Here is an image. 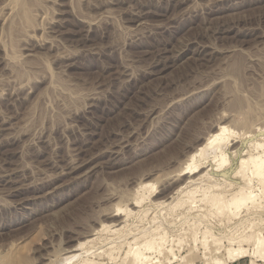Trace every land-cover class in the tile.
Instances as JSON below:
<instances>
[{
    "label": "rangeland",
    "instance_id": "1",
    "mask_svg": "<svg viewBox=\"0 0 264 264\" xmlns=\"http://www.w3.org/2000/svg\"><path fill=\"white\" fill-rule=\"evenodd\" d=\"M217 119L238 137L262 130L264 139V0H0V264H139L129 248H98L99 239L64 260L120 206L135 213L129 226L148 209L142 223L165 228L173 250L143 251L171 255L163 264H249L254 248L245 244L242 256L225 239L246 209L186 220L176 215L185 197L152 204L176 183L196 144L190 135L204 136ZM142 171L155 187L135 206ZM259 203L256 229L239 233L264 236Z\"/></svg>",
    "mask_w": 264,
    "mask_h": 264
},
{
    "label": "bare ground",
    "instance_id": "2",
    "mask_svg": "<svg viewBox=\"0 0 264 264\" xmlns=\"http://www.w3.org/2000/svg\"><path fill=\"white\" fill-rule=\"evenodd\" d=\"M179 2H180V0H179ZM224 115L225 114H223V117H224ZM227 116H229V115H227ZM222 119H224V118H222ZM225 119H226V117H225ZM207 121H208V119H207ZM227 123H228V121H227ZM208 128H209V130L207 129L208 131L202 137H199V136L197 137L196 134L198 132L197 133L195 132L194 134L190 135V137H189L190 140L192 141V140L196 139V144L190 145V148L188 149L189 151H188V153H187V155L183 161V164L181 163V166L176 170V172H175L176 173L175 174L176 183L174 185L169 184L167 187L164 188V190L162 189L163 191L156 193L154 195V198L152 196V198L154 199L152 201V204H153V206L154 205L155 206H163V205L167 206V204H170V202H172L171 201L172 198H175V195H177L176 197H178V196H181L183 198L185 197L183 199V201H185V202H183V203H186L185 207H183L181 209V211L178 214H176V215H180V217L185 216L186 214L192 213L193 211H199L200 212V211H203L205 209H209V210H207V212L211 211V210L212 211L215 210L214 212L217 211L216 213L220 212V213H222L223 216L226 215L228 220L234 219L236 217L238 218L240 211L243 208L246 209L247 213L245 211L244 215L246 216V214H248L247 217H245L242 220H239L233 226H230L229 229H227L229 231V232L227 231L229 235L226 234L225 239H226L229 246H236L235 248H238L239 255L241 254L242 256H243V254L245 255V251L247 252L246 249H242V248H246L245 244H248L249 248H254L253 251L249 253L250 257H251L249 264H258L257 261L264 258V236L261 235V233H258L260 231V229H259V231H257V233H256V231H255V233L253 231H252V233H249V234L248 233L244 234V233L246 230H247V232H248V230H249V232H251L250 230L253 229L251 226L252 224L255 223L253 221V216H256V214H257L256 208L257 207L259 208V205L257 206L256 203L260 204L259 203L260 201H262L264 203V139L262 138V133H261L262 130H261V132L259 130V133L256 137L252 136L251 132H250V134L244 133L243 136L238 137V136H236L238 133L236 131L232 130L231 127L226 125L223 122V120H220L216 126L211 127V128L209 126ZM185 136H187V135H185ZM236 138H238L239 140H236ZM177 140H179V137ZM187 146H188V144H187ZM183 150H185V149H183ZM235 158H237L238 161L232 162L233 159H235ZM76 159H78V158H76ZM170 162H172V161H170ZM163 164H164V162H163ZM173 164H174V162H173ZM174 166H175V164H174ZM153 170H156V169H153ZM164 170H166V169H164ZM148 171L152 172L151 170H148ZM168 171H169V169H168ZM142 172H143V174H142ZM142 172L138 176L140 178H139L138 184L135 188V189H137V191H136L137 195L135 197L136 198L135 199V206L141 204L145 198H149L148 200H150V195H152V189H153V187H155L154 186L155 184L151 183L153 181L150 180L151 181L150 182L149 180H147V177H149L150 173H148V172L144 173V171H142ZM173 172H174V170H173ZM134 174H136V173H134ZM1 177H3V179H1L2 182L8 183L10 181L9 179H6L7 177L5 178V176H1ZM132 187H133V185H132ZM196 192H200V195L198 193L195 194ZM173 195H174V197H172ZM195 195H197V197ZM198 195H199V197H198ZM181 197L178 198V199H180V205L179 206H181V203H182ZM133 199H134V197H133ZM168 200L170 202L167 203ZM178 203H179V201L174 203L171 207L174 208ZM115 206H118V205H115ZM129 208L127 209V207H126L123 209V207L121 208V206H120V207L115 209L116 211L114 210L115 212H113L111 214L109 213L108 217L110 218L111 222H109V224H105L104 222H103L104 224H102V222H101V224H100L101 226L98 229L97 228L95 229L93 227L94 230L91 231L92 233L88 237L85 235V236H83L84 238L82 240L77 241L74 245L72 244V246L70 247V250L68 251L69 254H67V256H65V257L63 256L64 260H68L70 258L72 259L75 257L76 258L81 257V251L83 249H86V247H88L87 244L89 242H93L94 239H99V241L101 240L100 243H102V244H100L97 241L101 245L100 247L98 246V248H103L106 246H107L106 248H110V249L111 248H114V249L115 248H129L128 249L129 251L127 250L128 253H126L127 251L125 252L126 257H128L127 255L130 254V252L133 253V255H132L133 261L134 262L137 261V262H139V264H153V263L157 264L160 262H161L160 264H163L164 260L170 259L171 255L168 256L169 258H166L167 253L165 254L166 256H163V259H164V257L166 258L163 261L159 260L156 257L144 255L145 254L143 252L144 248L146 250H148V252L155 250V252H157V253L160 252V254H162V251H163V250L161 251L162 248H164V249L170 248V251H171V249L173 247L170 246V244L173 245L172 243H175V242L167 239L168 233H167V231L164 230L165 228L163 226H161V224H159V221H157L158 223L155 224L154 219H151V220H153L154 224L149 225V226H146V224H145L146 220L144 221L145 223H142L144 218H145V214L147 216V210L148 209H145V208H144L145 210L141 209V211L138 213L136 211V213H137L136 221L138 220L139 223H142L143 224V225L141 224L142 226L139 223H138L139 225L138 224H134V225L132 224V226L131 225L129 226L128 222H129L130 218H132V216L133 217L135 216L134 211H132L133 209L129 210ZM175 209H176V207H175ZM166 210H167V208H166ZM170 212H171V210H170ZM170 212H167V213H170ZM214 212H213V214H214ZM255 212H256V214H255ZM174 215H175V212H173V216ZM202 215H204V214H202ZM209 215H208V217H210ZM185 217L187 220V215ZM239 217H241V216H239ZM259 217H261V216H259ZM216 218H219V217L217 216ZM199 220H201V219H199ZM214 220H215V218H214ZM201 221H203V220H201ZM246 222H248V224ZM217 223L218 222H216V224ZM149 224H151V223L149 222ZM191 224H192V222H191ZM177 226H179V225H177ZM168 227H170V226H168ZM190 227H193V226L190 225ZM255 227H254V229H256ZM262 227H261V230H262ZM187 228H188V226H187ZM200 228L201 227H199V229ZM195 230H196V227H195ZM204 230H206L208 232L207 229H204ZM105 231H107L109 233L108 236L107 235L101 236L102 233H104ZM240 231L244 232V233L241 234V233H239ZM181 232L184 233V231H181ZM176 233L178 234V232H176ZM185 233H187V232H185ZM238 233L240 234V236ZM196 234H198V233H196ZM203 234L209 236V234L211 235V231L209 230V234L202 233V235ZM234 234L236 235V237L232 236ZM179 235H178V238L175 237V240H176V238L179 239ZM191 235L193 236V234H191ZM205 235L203 236V238L205 237ZM237 235H238V237H237ZM95 236H98V237L95 238ZM165 236H167V237H165ZM169 236H172V235H169ZM185 236H187V235H185ZM189 236H190V234H189ZM207 236H206V238H207ZM182 237H184V236H182ZM188 237H185L186 242L185 241H183V242L187 243ZM195 237L197 238V235L194 236L193 241H196L198 239V238L196 239ZM209 237H212V236H209ZM215 237H216V235L212 238H215ZM172 239H174V238H172ZM188 239H190V237ZM208 239L209 238H207V240ZM183 240H184V238H183ZM169 241L171 243L166 244ZM180 241H182V239ZM199 241L200 240H197V242H199ZM201 241L202 242L204 241L205 245L208 243L205 240V238L203 240L201 239ZM94 242L96 243L95 240H94ZM183 242H182V244H183ZM189 243H191V242H189ZM189 243L187 244L188 246H190ZM179 244H181V243L179 242ZM179 244H178V246H179ZM175 245H177V243ZM207 245L204 246V244H203L204 248H206ZM181 247L183 248L182 245H181ZM208 247H209V245H208ZM95 248H97L96 245H95ZM142 248H143V250H142ZM158 248H161V249L159 250ZM191 248H192V245H191ZM86 250H89V249H86ZM118 251H120V250H118ZM90 252H92L91 249H90ZM98 252H97V255H98ZM111 252H113V251H111ZM84 253H86V252H84ZM170 253L173 254V252H170ZM160 254H159V256H160ZM101 255L103 256V254H101ZM109 255L111 256L113 254L109 253ZM109 255H107V256L109 257ZM162 255H164V254H162ZM86 256H88V255H86ZM92 256H93V254H92ZM94 256H96V254ZM99 256H100V254H99ZM161 257L162 256H160V258ZM172 257H173V260L176 259L175 254H174V256L172 255ZM86 258H84V259L82 258L81 261H79V259H78V261H79L78 264H94V263H96L93 260H89L88 257H86ZM125 258H124V260H125ZM182 258H181V260H183ZM110 260H112V258ZM167 262H169V261L167 260ZM171 262H172V260H171ZM68 263H69V261H68ZM124 263H126V262H124ZM124 263L122 261L119 264H124ZM169 264H170V262H169Z\"/></svg>",
    "mask_w": 264,
    "mask_h": 264
}]
</instances>
